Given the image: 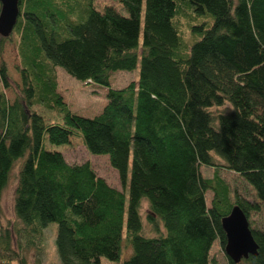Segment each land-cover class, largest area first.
<instances>
[{
	"label": "trees",
	"instance_id": "obj_1",
	"mask_svg": "<svg viewBox=\"0 0 264 264\" xmlns=\"http://www.w3.org/2000/svg\"><path fill=\"white\" fill-rule=\"evenodd\" d=\"M118 2L127 14L96 0H19L13 32L22 86L13 102L0 63V216L24 161L17 222L0 226V264H45L14 245L21 234L26 245L37 244L50 222L58 224L62 264L119 260L125 245L133 252L123 264H218L212 248L217 242L225 253L222 218L236 204L258 254L236 263L225 253L226 264H264V228L251 218L264 212V0ZM10 37L0 34V52ZM139 60L138 79L114 88L111 72L133 70ZM57 67L107 88L99 114L71 110ZM225 104L230 108L213 110ZM75 134L89 152L109 155L123 189L90 161L69 163L46 143L69 144ZM221 170L240 175L252 198H232ZM144 200L154 235L144 232Z\"/></svg>",
	"mask_w": 264,
	"mask_h": 264
},
{
	"label": "rangeland",
	"instance_id": "obj_2",
	"mask_svg": "<svg viewBox=\"0 0 264 264\" xmlns=\"http://www.w3.org/2000/svg\"><path fill=\"white\" fill-rule=\"evenodd\" d=\"M113 4L127 14L126 10L118 2V0H96V4L102 7L104 4ZM2 4L0 2V10ZM144 9V6H143ZM5 62L7 66L8 74L12 80L13 87L6 88L5 92L10 102H13L18 95V90L22 86V78L19 70L20 58L18 54L17 37L12 32L11 37L6 41L3 51L0 52V63ZM140 68V60L138 65L133 70H116L111 72L110 81L114 88H122L126 86L132 80L138 79ZM59 91L63 94L65 100L68 102L71 110L74 113L85 117H94L99 114L104 106L107 104V88L100 85L85 84L75 77L68 74L62 67H57ZM1 88V85H0ZM229 104L213 108L215 112L224 111L229 109ZM46 143L49 148L56 149L64 153L65 158L69 163H81L90 161L93 164L97 174L103 177L110 185L115 186L119 189H123L122 183L119 178L118 171L112 166L108 154H94L87 150L83 143L81 135L75 134L72 136L71 143L63 145L51 144L48 140ZM219 160V159H217ZM24 161V158L18 160L16 167L12 173L9 184L4 191L2 199L3 212L0 216V226H6L9 222L16 223V216L14 212V195L15 188L17 186V173ZM131 162L128 171L127 186L124 188L126 194V202L129 198V184H130V171ZM220 162V161H218ZM202 172L206 177H212L213 170L209 167L203 166ZM220 177L223 181L230 186L232 190V198L235 194L240 195L243 198H252L253 189L252 186L245 183L240 175H236L231 171L221 170L219 172ZM209 197L213 196L212 192H209ZM209 201V200H208ZM144 219V232L147 235H154L153 226L147 220V213L149 211V205L147 201H143L140 209ZM251 218L254 219L255 224L258 227L264 228V212L252 213ZM58 230L57 222H50L44 230V236L37 239V244L33 246L26 245V240L21 234L15 238V248L19 249L23 254L26 255L30 262H33L37 257L41 258L45 264H62L57 248H56V235ZM40 246L41 249H38ZM133 250L130 246L125 245L122 252V256L119 260H110L106 257L101 258L100 264H123V262L130 257ZM218 264H226L227 256L218 246L216 242L212 248Z\"/></svg>",
	"mask_w": 264,
	"mask_h": 264
},
{
	"label": "water",
	"instance_id": "obj_3",
	"mask_svg": "<svg viewBox=\"0 0 264 264\" xmlns=\"http://www.w3.org/2000/svg\"><path fill=\"white\" fill-rule=\"evenodd\" d=\"M0 34L8 37L12 34L20 15L19 0H0ZM222 226L226 232L227 242L225 253L234 262L238 263L249 256L258 254L256 242L249 220L239 204L231 209L230 213L222 218Z\"/></svg>",
	"mask_w": 264,
	"mask_h": 264
}]
</instances>
